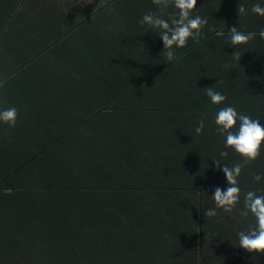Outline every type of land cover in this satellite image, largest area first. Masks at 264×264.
<instances>
[{
  "label": "trees",
  "instance_id": "16d2710c",
  "mask_svg": "<svg viewBox=\"0 0 264 264\" xmlns=\"http://www.w3.org/2000/svg\"><path fill=\"white\" fill-rule=\"evenodd\" d=\"M23 1L0 0V12L8 3L13 13ZM256 3L264 6V0H197L192 16L208 23L199 42L174 48L178 61H167V50L127 51L100 74L104 86L81 76V97H97L89 114L51 142L41 138L40 154L0 180V264H264V254L239 247V233L256 223L242 214L244 194L264 195V179H253L264 176V147L238 178L241 200L232 213L212 198L216 187L229 186L223 164L243 161L218 134L217 112L232 106L264 125V16L250 11ZM240 4L245 14L239 15ZM178 12L170 4L163 18L170 23ZM6 21L8 29L16 22L11 14ZM231 27L257 36L232 45ZM155 31L157 47L162 39ZM70 33L61 39L78 32ZM215 85L227 97L223 104L206 95ZM201 119L204 131L197 135ZM127 149V161H116ZM41 162V170L31 168ZM19 178L30 182L18 184ZM6 191L13 193L10 202ZM209 208L217 215L206 217Z\"/></svg>",
  "mask_w": 264,
  "mask_h": 264
},
{
  "label": "crops",
  "instance_id": "0c3cea01",
  "mask_svg": "<svg viewBox=\"0 0 264 264\" xmlns=\"http://www.w3.org/2000/svg\"><path fill=\"white\" fill-rule=\"evenodd\" d=\"M7 4L0 12V110L15 106L19 114L15 127L0 122V180L40 154L41 138L52 141L70 121L89 114L86 107L97 97H81L82 75L95 78L99 88L105 85L100 74L113 62L119 65L122 52L145 56L166 50L163 41L153 46L157 28L140 23L158 8L153 0H25L13 13ZM9 14L16 21L10 29ZM68 33L75 34L72 40L61 39ZM127 153L118 154L116 161H127ZM42 164L31 168L39 171ZM6 192L10 202L13 193Z\"/></svg>",
  "mask_w": 264,
  "mask_h": 264
},
{
  "label": "clouds",
  "instance_id": "9594fccd",
  "mask_svg": "<svg viewBox=\"0 0 264 264\" xmlns=\"http://www.w3.org/2000/svg\"><path fill=\"white\" fill-rule=\"evenodd\" d=\"M158 6V13L145 14L140 23L147 24L151 27L160 29V38L164 44L166 59L169 62L178 61V56L174 51L175 47L184 48L189 39L199 42L200 33L208 21L199 15L192 16L193 10L197 7V0H153ZM173 4L179 10L178 16L171 17V22L164 19V15L169 5ZM250 11L253 14L264 16V6L260 3L254 4ZM239 15L245 14V7L240 4L238 7ZM257 36L255 32L244 33L237 27H231L230 39L232 45H246L254 40ZM259 36L264 38V29L259 32ZM235 59H241L240 54L236 51L232 55ZM3 85L0 84V87ZM206 95L213 104H223L227 97L214 87L206 88ZM19 110L12 106L0 110V122L15 127L18 119ZM215 123L218 125V134L226 137V147L234 149L243 157V161L229 167L223 164L222 171L226 176L229 186L227 189L216 187L214 195L216 207L221 208L226 213H232L241 200V189L238 184V178L241 176L243 169L255 161L261 155V149L264 147V125L258 119H252L249 115L241 114L232 106L221 108L216 116ZM204 120L198 121L195 128L197 135L203 134ZM235 129V131H234ZM221 157H227V151L220 152ZM217 169L221 168V161L213 159ZM255 181H261L264 176L257 173L253 175ZM244 211L243 215L248 216L251 213L256 220L255 225H250L247 231L239 233V247L248 252L264 254V195L249 190L244 194ZM206 217L217 215L215 208H209L205 212Z\"/></svg>",
  "mask_w": 264,
  "mask_h": 264
}]
</instances>
